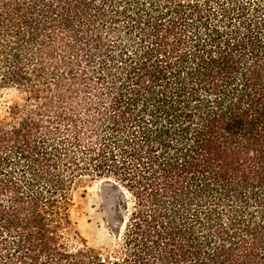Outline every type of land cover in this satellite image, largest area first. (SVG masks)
<instances>
[{"label":"trees","instance_id":"obj_1","mask_svg":"<svg viewBox=\"0 0 264 264\" xmlns=\"http://www.w3.org/2000/svg\"><path fill=\"white\" fill-rule=\"evenodd\" d=\"M5 89L0 264H264V0H0ZM95 183L112 250L71 219Z\"/></svg>","mask_w":264,"mask_h":264},{"label":"rangeland","instance_id":"obj_2","mask_svg":"<svg viewBox=\"0 0 264 264\" xmlns=\"http://www.w3.org/2000/svg\"><path fill=\"white\" fill-rule=\"evenodd\" d=\"M21 100L22 95L15 89L1 91L0 115H5L9 106ZM124 203L126 200L119 193L101 183L79 187L74 192L71 219L89 246L104 250L116 247L124 214L119 205Z\"/></svg>","mask_w":264,"mask_h":264}]
</instances>
